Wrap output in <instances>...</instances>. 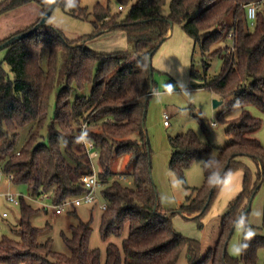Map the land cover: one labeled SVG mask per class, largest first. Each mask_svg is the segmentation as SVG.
<instances>
[{"label": "trees", "instance_id": "trees-1", "mask_svg": "<svg viewBox=\"0 0 264 264\" xmlns=\"http://www.w3.org/2000/svg\"><path fill=\"white\" fill-rule=\"evenodd\" d=\"M115 1L126 10L112 12L109 5L98 3L92 36L123 29L128 36V50L99 53L86 46L88 38L61 40V32L52 26L39 27L6 48L4 61L10 72L0 63V170L12 183L26 185L31 196L50 192L54 202L59 203L83 194L80 177L92 172V162L87 159V149L78 151L76 145L81 142L77 128L87 124L86 137L99 156L101 195L106 203L100 234L109 240L121 236L127 228L123 246L108 242L103 261L100 249L90 246L91 222L73 211L78 222L71 225L70 235L62 234L69 253L56 252L52 238L39 240L48 226L33 225L37 209L21 197L16 228L20 240L3 237L0 264H177L185 245L189 246V264H204L207 260L212 264H258L264 235L245 234L241 257L229 255L225 243L219 253V246L220 239L230 236L243 222L250 210L245 211L248 204L264 187V146L255 135L262 119L248 108L255 105L264 112V8L251 27L246 5L255 0H170L168 16L160 12L167 0ZM30 2L40 4L41 18L53 0H4L0 16ZM58 4L74 14L85 10L80 0H60ZM229 15L231 22L227 21ZM171 21L180 23L200 44L206 72L209 57L223 56L221 72L203 85L219 93L223 101L229 99L220 116L241 108L240 115L230 120L229 142L224 147L201 140L193 130L183 131L170 141V166L178 171L184 184L185 170L195 160L203 159L205 183L187 197L180 210L201 212L193 219L206 214L232 172L244 171L243 189L223 216L218 243L204 258L199 256V242L178 232L172 214L161 209L144 132L148 98L155 88L150 55L167 38ZM227 36L233 39L231 46L211 51L216 41ZM191 73L197 74L194 68ZM87 85L90 92L80 93ZM55 88L56 109L49 118ZM25 125L31 126L25 143L17 149L19 130ZM244 155L254 160V172L240 160ZM119 156L129 157L131 170L127 175L112 169L113 160Z\"/></svg>", "mask_w": 264, "mask_h": 264}, {"label": "rangeland", "instance_id": "rangeland-1", "mask_svg": "<svg viewBox=\"0 0 264 264\" xmlns=\"http://www.w3.org/2000/svg\"><path fill=\"white\" fill-rule=\"evenodd\" d=\"M2 1L4 0H0V3ZM98 3L105 6L109 5L112 12L118 10V4L115 0H80L81 8L85 9L82 10L81 14H74L58 4L47 22L49 26L61 32V40L84 41L88 38L85 43L86 46L99 53L128 50V36L123 29H111L97 36H92L96 30L94 8ZM160 12L165 16L170 14V0L165 2ZM41 13L40 4L30 2L2 14L0 16V43L8 37L32 28L37 23ZM227 21H232V15L228 16ZM232 44L233 39L231 36H227L216 41L211 46V51L226 48ZM43 54L44 59H46L47 51L44 50ZM5 55L6 49L0 50V63L10 72V67L4 61ZM207 61L209 62V69L206 72L204 53L200 44L195 43V40L184 31L180 23H174L170 34L152 56V65L155 68L153 72L155 88L148 98L144 122V132L147 135L150 149L152 176L160 196L161 209L168 215L172 214V223L178 232L199 242L200 258H204L209 249L218 243L223 216L229 210L231 202L242 191L244 179L242 169L232 172L211 207L201 219H193L199 218L201 212L190 214L180 211L181 206L187 202V197L193 195L196 189L201 188L205 183L203 159L195 160L185 170L186 183L184 184L178 171L170 166L173 154L171 137L183 131L193 130L201 140L208 141L215 147H224L229 142L227 131L230 120L238 117L241 113V108H234L229 110L224 117L220 116L229 99L223 101L219 93L209 87H203V85L210 82L221 72L223 56L215 54L209 57ZM193 68L197 72L196 75L191 73ZM57 91L58 89L55 88L50 97L49 118H52L55 113ZM89 92L90 85H87L84 91H80V93ZM75 95L76 93L73 96ZM215 100H222L223 102L218 106H214ZM248 108L254 115L262 119L261 126L255 135L264 146V112L255 105H249ZM164 113L169 114V125L164 123ZM30 126L25 125L20 128L16 143L17 149H20L25 143ZM82 126L87 128V124L84 123L77 128L79 137L82 136ZM43 130L46 132V129ZM134 137L139 138V135L135 134ZM76 149L82 151L86 149V146L80 142L76 145ZM87 159L92 162V170L99 174L98 154H89ZM240 160L253 172L255 171L256 164L250 156H241ZM128 161V156L116 157L112 163L113 171L127 175L131 170ZM9 178L3 170H0V241L4 236L20 240V234L16 230L20 222V205L8 202L6 194L22 193L25 196L29 195V189L26 185L14 184ZM26 199L28 203L37 209L32 216L33 225L39 228L48 226L40 234L39 240L45 241L52 238L53 248L56 252L69 253L62 234L70 235L71 225L78 222V219L72 214L73 211H76L82 220L91 222L93 230L90 237V246L100 249L103 261L106 258L108 242H115L122 248L123 240L128 234L126 228L121 236H112L109 240H104L101 237L102 206L105 203L101 191L97 192L95 202L84 203L77 207L70 206L57 219L52 217L51 208L43 207V204H50L51 199H44L41 202ZM250 205L249 213L245 216L243 222L237 224L230 236H224L220 239L219 253L222 251L221 244L225 243L223 247L229 255L241 257L242 240L245 234L264 235L263 186L256 191ZM6 211L9 215L3 218L2 214ZM200 223L203 225L201 226ZM188 256L189 246L185 245L177 264H189ZM257 263L264 264V248L258 250ZM204 264H212V261L207 260Z\"/></svg>", "mask_w": 264, "mask_h": 264}, {"label": "built area", "instance_id": "built-area-1", "mask_svg": "<svg viewBox=\"0 0 264 264\" xmlns=\"http://www.w3.org/2000/svg\"><path fill=\"white\" fill-rule=\"evenodd\" d=\"M263 8H264V0H255V1H252L246 5L247 18L249 20V24L251 27L255 26L256 20H257V14ZM118 9L124 10L125 6L119 5ZM164 119H165L164 123L166 125H169V114L168 113H164ZM81 129H82L81 130L82 131L81 142L85 144L86 149L89 152V154H92V153L98 154V152L95 149L94 143L86 137V126H82ZM121 178L126 180L125 176H121ZM80 182H81L82 186L85 188V192L81 195L74 197V198H70V199H67V200H65L63 202H59V203L54 202V200H53L54 197H53V194H51V193H44V194L36 195V196H31L30 194L25 196L22 193H20V194L7 193L6 199L8 202H10L11 204H14V205L20 204L21 197L29 198V199L37 201V202H41L44 199H51L52 202L50 204H43V207L51 208L52 217L54 219H57L60 216V214H62L64 211H66V209L69 208L70 206L71 207H77V206H80L84 203L95 202L97 192L101 191V189L103 188V182H102L99 174L94 172L93 170L91 173H88V174L81 176ZM40 196H42V197L39 198ZM102 208L103 209L106 208V203L103 204ZM8 215L9 214L6 211L2 214V217L5 218Z\"/></svg>", "mask_w": 264, "mask_h": 264}, {"label": "water", "instance_id": "water-1", "mask_svg": "<svg viewBox=\"0 0 264 264\" xmlns=\"http://www.w3.org/2000/svg\"><path fill=\"white\" fill-rule=\"evenodd\" d=\"M60 0H53V2L51 3L49 9L43 14V16L40 18V20L30 29L21 32L19 34L13 35L11 37H8L6 40H4L3 42L0 43V50L6 49L7 47H9L10 45H12L13 43L17 42L18 40H21L27 36H29L30 34H32L34 31H36L39 27L42 26H49L47 20L49 18V16L51 15L52 11L54 10V8L58 5ZM171 26H173V22L171 21ZM150 60H152V55H150ZM152 93V91L150 92V94ZM222 100H215L214 101V106H218L222 103ZM219 178V177H218ZM208 200H210V197L208 198ZM251 203L248 204L247 208L245 211H248L251 207L250 205Z\"/></svg>", "mask_w": 264, "mask_h": 264}, {"label": "crops", "instance_id": "crops-1", "mask_svg": "<svg viewBox=\"0 0 264 264\" xmlns=\"http://www.w3.org/2000/svg\"><path fill=\"white\" fill-rule=\"evenodd\" d=\"M170 32H171V30L169 31L168 35L170 34ZM168 35H167V37H168Z\"/></svg>", "mask_w": 264, "mask_h": 264}, {"label": "clouds", "instance_id": "clouds-1", "mask_svg": "<svg viewBox=\"0 0 264 264\" xmlns=\"http://www.w3.org/2000/svg\"><path fill=\"white\" fill-rule=\"evenodd\" d=\"M237 251H239V249H237Z\"/></svg>", "mask_w": 264, "mask_h": 264}]
</instances>
